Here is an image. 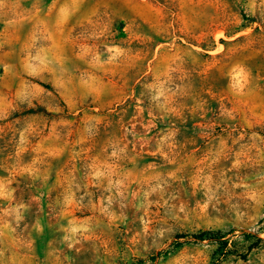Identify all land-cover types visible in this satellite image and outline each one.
<instances>
[{
  "label": "rangeland",
  "instance_id": "1",
  "mask_svg": "<svg viewBox=\"0 0 264 264\" xmlns=\"http://www.w3.org/2000/svg\"><path fill=\"white\" fill-rule=\"evenodd\" d=\"M0 264H264V0H0Z\"/></svg>",
  "mask_w": 264,
  "mask_h": 264
},
{
  "label": "trees",
  "instance_id": "2",
  "mask_svg": "<svg viewBox=\"0 0 264 264\" xmlns=\"http://www.w3.org/2000/svg\"><path fill=\"white\" fill-rule=\"evenodd\" d=\"M30 111H35V109H32V110H30ZM207 233H209V232H202V233L194 234L193 237H194L195 239H197V240H203L204 237H205V235H206ZM246 235L248 236V235H250V234H246ZM179 237H185V235H182V236H179ZM214 237H215L216 240H219V241H221V239H222V238H220V236L217 237V236L215 235ZM258 240H262V239H261V238H258Z\"/></svg>",
  "mask_w": 264,
  "mask_h": 264
}]
</instances>
